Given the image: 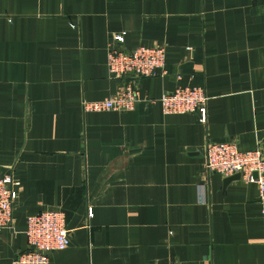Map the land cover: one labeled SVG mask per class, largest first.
<instances>
[{"label":"crops","instance_id":"crops-1","mask_svg":"<svg viewBox=\"0 0 264 264\" xmlns=\"http://www.w3.org/2000/svg\"><path fill=\"white\" fill-rule=\"evenodd\" d=\"M121 33L123 51L163 48L164 73L137 80L129 112L82 113L118 89ZM176 87L204 89V125L161 113ZM224 140L264 156V0H0V177L18 183L0 264L54 210L69 243L48 264H264L256 186L203 176Z\"/></svg>","mask_w":264,"mask_h":264},{"label":"built area","instance_id":"built-area-1","mask_svg":"<svg viewBox=\"0 0 264 264\" xmlns=\"http://www.w3.org/2000/svg\"><path fill=\"white\" fill-rule=\"evenodd\" d=\"M123 35L111 36V45L105 57L106 74L118 82V89L110 98L81 101L82 113L129 112L136 103L137 80L164 73L163 48L137 46L123 51L119 48ZM207 100L203 88L176 87L163 94L157 102L163 115L195 114L197 122L204 125ZM203 158V176L216 174L224 179L238 175L240 182L254 184L259 214L264 216V156L258 148L240 151L232 140L207 143L203 149ZM17 184L11 171L0 177V231L12 226V206L17 195ZM87 216L90 217V209H87ZM24 236L26 249L11 264H48L49 255L63 251L69 243L63 213L59 210L41 211L27 216Z\"/></svg>","mask_w":264,"mask_h":264},{"label":"water","instance_id":"water-1","mask_svg":"<svg viewBox=\"0 0 264 264\" xmlns=\"http://www.w3.org/2000/svg\"><path fill=\"white\" fill-rule=\"evenodd\" d=\"M253 176L255 177V174H253ZM235 180H238V175H233L231 177L224 178L223 183H228L230 181H235Z\"/></svg>","mask_w":264,"mask_h":264}]
</instances>
